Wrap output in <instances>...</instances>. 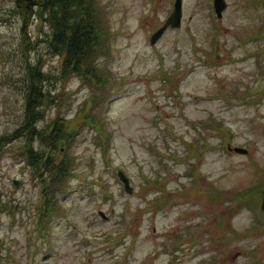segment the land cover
<instances>
[{"label":"rangeland","instance_id":"1","mask_svg":"<svg viewBox=\"0 0 264 264\" xmlns=\"http://www.w3.org/2000/svg\"><path fill=\"white\" fill-rule=\"evenodd\" d=\"M226 1L218 18L213 0H184L181 26L152 45L174 0H101L104 124L84 125L90 87L69 79L63 117L81 133L56 214L40 213L22 140L1 147L0 264H264V0ZM32 7L0 0V135L20 119L9 79L23 48L60 63L36 42L49 27Z\"/></svg>","mask_w":264,"mask_h":264},{"label":"trees","instance_id":"2","mask_svg":"<svg viewBox=\"0 0 264 264\" xmlns=\"http://www.w3.org/2000/svg\"><path fill=\"white\" fill-rule=\"evenodd\" d=\"M39 2L40 8L35 13L45 21L49 30H43L46 37L36 42L46 43L48 54L58 57L60 63L47 68V60L41 57L32 60L26 54L27 48H23L19 76L9 79L21 96L20 119L7 132L9 134L0 135V149L12 141L22 140L20 155L27 159L28 166L34 171L33 176L43 184L40 213L49 215L60 210L58 195L64 192L68 179L75 172V159L70 151L81 133L63 117L72 106L64 102L69 98L68 80L76 76L90 87L91 98L85 100L82 108L85 126L95 120L104 124L103 103L112 97V93L115 94V89L109 85L110 69L106 58L110 44L105 33L107 20L101 0ZM23 11L29 12L27 9ZM29 44L27 42L26 47ZM101 95L103 99L97 103ZM91 100L96 103L92 104Z\"/></svg>","mask_w":264,"mask_h":264},{"label":"water","instance_id":"3","mask_svg":"<svg viewBox=\"0 0 264 264\" xmlns=\"http://www.w3.org/2000/svg\"><path fill=\"white\" fill-rule=\"evenodd\" d=\"M32 5L37 4L36 1L30 0ZM214 9L219 18L223 16L224 10L227 8V1L226 0H214ZM182 19H183V0H175L174 2V8L169 17L167 18L165 24L158 28L151 36V44L155 45L157 40L162 36V34L165 32V30L168 27L171 28H179L182 24ZM231 149V148H229ZM236 151L244 153L247 152V150L243 147H236L234 148ZM120 179L124 183L125 189L127 192L132 193L134 188L131 185L129 177L122 171L120 170L118 172ZM15 184L17 183V180L14 181ZM262 209H264V197L263 201L261 204ZM103 211H100V214L103 215Z\"/></svg>","mask_w":264,"mask_h":264},{"label":"flooded vegetation","instance_id":"4","mask_svg":"<svg viewBox=\"0 0 264 264\" xmlns=\"http://www.w3.org/2000/svg\"><path fill=\"white\" fill-rule=\"evenodd\" d=\"M27 1H30V0H20V1H17V4H18V6H20L22 8L23 3L26 2V4H27Z\"/></svg>","mask_w":264,"mask_h":264}]
</instances>
